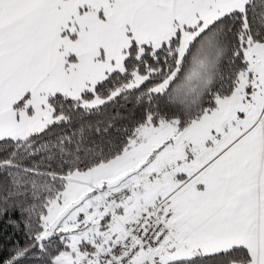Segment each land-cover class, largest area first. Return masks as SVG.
<instances>
[{
    "label": "snow or ice",
    "instance_id": "1",
    "mask_svg": "<svg viewBox=\"0 0 264 264\" xmlns=\"http://www.w3.org/2000/svg\"><path fill=\"white\" fill-rule=\"evenodd\" d=\"M0 264H264V0H0Z\"/></svg>",
    "mask_w": 264,
    "mask_h": 264
}]
</instances>
